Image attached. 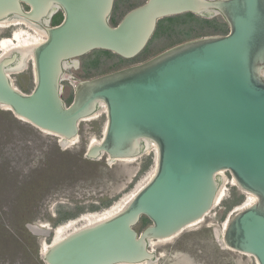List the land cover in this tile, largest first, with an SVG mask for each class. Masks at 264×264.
<instances>
[{
	"label": "water",
	"instance_id": "95a60500",
	"mask_svg": "<svg viewBox=\"0 0 264 264\" xmlns=\"http://www.w3.org/2000/svg\"><path fill=\"white\" fill-rule=\"evenodd\" d=\"M115 0H0V20L14 15L43 25L33 53L34 85L20 90L7 70L23 65L15 50L0 59V107L64 138L106 106L103 138L86 159L139 157L156 145L155 171L117 214L50 242L44 264H141L154 260L152 239L175 235L214 203L228 171L256 196L228 222L223 242L264 264V0H145L110 23ZM62 12V20L51 24ZM191 12L220 15L225 34L191 38L134 64L75 82L62 98L64 63L93 50L131 59L147 46L158 20ZM145 216L150 223L136 225ZM29 228V225H27ZM30 229V228H29ZM48 232V231H47ZM46 232V233H47ZM54 236V230H53Z\"/></svg>",
	"mask_w": 264,
	"mask_h": 264
},
{
	"label": "rangeland",
	"instance_id": "374dc122",
	"mask_svg": "<svg viewBox=\"0 0 264 264\" xmlns=\"http://www.w3.org/2000/svg\"><path fill=\"white\" fill-rule=\"evenodd\" d=\"M144 1L115 0L111 16L118 22L128 10ZM216 18L224 21L220 15ZM183 23L186 25L182 26ZM16 28L0 27V41ZM197 28L198 22L195 23L185 13L165 20L162 31L145 47L141 56L145 60L177 43L199 37ZM77 60L78 66L72 62L65 65L66 75L61 81L63 99L74 92L77 81L137 63L109 56L99 49L79 56ZM24 63L23 69L10 76L14 85L28 93L34 85L33 62L24 60ZM88 69H91L90 73ZM27 87L30 90H25ZM105 123V111L83 119L76 139L64 143L59 136L41 131L0 107V264H44L39 249L52 241L53 230L59 226L54 221L62 212L83 208L77 216L59 222L76 220L73 227L78 229L85 225L84 220H79L82 214H101L125 202L131 193L149 180L154 167V148L134 159L84 157L90 142L103 138ZM147 155H151L152 163L140 173ZM224 174L232 180L228 171ZM233 189L236 196L243 195L244 200L226 210L225 201ZM103 198H112L113 201L103 206ZM247 198L248 194L238 186L225 185V195L201 222L186 227L173 238L154 241L151 249L156 258L152 264H257L255 257L225 247L220 241L223 240V229L234 214L245 207ZM92 204L99 209L92 210ZM29 224H41L49 229L47 233H34L27 227ZM140 224L138 222L135 226L138 231ZM71 231L73 229L68 233Z\"/></svg>",
	"mask_w": 264,
	"mask_h": 264
},
{
	"label": "bare ground",
	"instance_id": "6f19581e",
	"mask_svg": "<svg viewBox=\"0 0 264 264\" xmlns=\"http://www.w3.org/2000/svg\"><path fill=\"white\" fill-rule=\"evenodd\" d=\"M9 26H14V27H17V28L12 31V34L10 36L2 38V40L0 41V59L5 57V56H10L11 53L13 51H15V50L23 53V55H24V57H23V65L20 68L13 69V70H7L8 74H11L13 72H18V71H20L21 69L24 68V65H25L24 60L25 61L30 60V61L33 62L34 57H33L32 50H33V48L35 46H37L40 42H42L44 40V38L46 37V31H45V28L43 27V25L38 24V23L33 22V21H29V20L25 19L24 17L17 16V15H14V16H12L10 18H7V19L0 20V27H9ZM70 62L71 61L65 62L64 63V67H66L65 65L70 64ZM64 75H66V74H64ZM100 111L101 112H103V111L106 112L105 104L101 103L99 108L91 116L85 117L83 119L93 118ZM34 127H36V126H34ZM36 128H38V127H36ZM38 129L41 130V131L47 132V133H51V132L42 130L40 128H38ZM104 129H105V126H104ZM51 134H54V133H51ZM54 135L59 136L61 138L62 142H64V143L72 142L77 137V136H74V137H71V138H64V137H62V136H60L58 134H54ZM100 141L93 139L90 142L89 145L98 144ZM151 148H154L155 149V153H156V145H155V143L152 142V141H149V140L146 141L145 153L148 152ZM107 158L109 160H115V159L126 160V159H134L135 157H125V158H111V157H107ZM154 171H155V164H154V167H153V170H152V175L154 174ZM224 172H226V171L221 170V171L218 172L219 176L221 177V182L219 184V188H218V191L216 193L213 206L218 204L221 201V199L223 198V196L225 195V185L231 183V184L237 186V183H236L235 179L232 178V180L231 179L228 180L227 177L225 176ZM151 176H150V178H151ZM136 192L131 193L128 196V198L126 199L125 202L120 203V204H118L116 206L114 205L110 209L106 208L108 210L104 211L101 214H94V213L93 214H82L81 218H79V220H84L85 221V225H83L82 227L88 226V225H92V224H94V223H96L98 221H102L104 219H107V218L117 214L118 212H120L128 204V202L136 194ZM243 192H245V191H243ZM245 193H247V192H245ZM247 194H248V198H247L246 205H245L244 208L250 206L256 200V196L255 195H253L251 193H247ZM244 208H242V210ZM206 214H207V212L204 214V216ZM203 217H201L200 219L190 223L186 227L193 226V225L201 222ZM75 223H76V220L71 219L70 221L65 222V224L64 223L60 224L56 229H54V236H53L52 242H56V241L62 239L63 237H65L66 234L68 235L69 234L68 233L69 230H72V229H73V231L78 230L79 228L77 229V228L73 227ZM186 227H184L182 230L186 229ZM29 228L34 233H46L47 230L49 229V227H43V226H41V224H29ZM224 229H223V232H224ZM181 231H179L175 235L170 236L168 238L157 239V240H165V239L173 238L176 235H178ZM223 232H222V234H223ZM215 235H216V232H215ZM154 241H155L154 239L153 240L151 239L149 241V248H150L151 252H154L151 249L155 245ZM220 241L222 242L223 246L228 247V248H230L232 250H236V249L231 248L228 245H226L223 242L222 239H220ZM44 246L45 247L40 249L42 254H43L44 250H46L49 247V243L44 244ZM236 251H238V250H236ZM239 252L251 255L249 253H245V252H242V251H239ZM251 256H253V255H251ZM154 260H146V261L142 262L141 264H152L154 262Z\"/></svg>",
	"mask_w": 264,
	"mask_h": 264
},
{
	"label": "trees",
	"instance_id": "16d2710c",
	"mask_svg": "<svg viewBox=\"0 0 264 264\" xmlns=\"http://www.w3.org/2000/svg\"><path fill=\"white\" fill-rule=\"evenodd\" d=\"M185 14H187V16L190 19L194 20L195 23L198 22V28H197V29H199L198 30L199 31V33H198L199 35L197 34L198 36L210 35V34H218V33L225 34V33L228 32L227 23L225 21H220L216 17H214V18H204V17L198 16V15H195V14H193L191 12H186ZM179 15L167 16V17H164V18H161L160 20H158V23H157V26H156V30H155L154 34L152 35V37L150 38L148 44H150L153 41V39L157 35H159V33L162 31V23L165 20H171L172 18L177 17ZM61 20H62V12L58 11L52 16L51 23H52V25H55V24H58ZM110 20H111L110 23L112 25L117 24V20L113 16H111ZM184 25H186V24L183 23L182 26H184ZM190 30H193V28L191 29V27H190ZM148 44H147V46H148ZM103 51L106 52L109 56H118V55H116V54H114V53H112L110 51H107V50H103ZM141 55H142V53L138 54L134 58H131V60L133 62H139V61L144 60V57L141 56ZM87 71H88V73H90L89 71H91V69H88ZM88 76H93V75H88ZM25 90H27V91L30 90V87H27ZM72 99H73V93H70V95L67 98H65L64 100H65V102L67 104H69L72 101ZM151 163H152V157H151V155H147L143 159L142 166H141V169H140V173L144 172L150 166ZM243 200H244V196L243 195H239L237 197L236 196V192L233 189L231 191L230 198L225 201L226 202V210H229L234 205L240 204ZM112 201H113L112 198H103L101 203H102L103 206H108V205H110L112 203ZM90 206H91L92 210H98L99 209V206H97V205H93L92 204ZM82 209H83L82 207H77L76 210L73 211V212H67V211L62 212L59 215V217L57 219H55L54 224H56V226L58 224L60 225L59 222H61L62 220H65L67 218H73V217L77 216V214L79 212H81ZM70 220H67V221H70ZM139 222L141 223L139 231H141L146 225H148L150 223L149 219L147 217H145V216H142ZM48 240H49V238H48Z\"/></svg>",
	"mask_w": 264,
	"mask_h": 264
}]
</instances>
